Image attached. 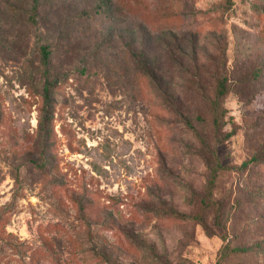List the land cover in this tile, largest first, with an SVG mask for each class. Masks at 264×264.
I'll use <instances>...</instances> for the list:
<instances>
[{
    "label": "rangeland",
    "instance_id": "1",
    "mask_svg": "<svg viewBox=\"0 0 264 264\" xmlns=\"http://www.w3.org/2000/svg\"><path fill=\"white\" fill-rule=\"evenodd\" d=\"M0 264H264V0H0Z\"/></svg>",
    "mask_w": 264,
    "mask_h": 264
},
{
    "label": "trees",
    "instance_id": "2",
    "mask_svg": "<svg viewBox=\"0 0 264 264\" xmlns=\"http://www.w3.org/2000/svg\"><path fill=\"white\" fill-rule=\"evenodd\" d=\"M48 53L46 52V55ZM52 83L47 81L45 85V94H44V105H43V116L40 119V129L44 134H49L50 128L49 124L53 118V95H52ZM226 91L224 84L217 90V94L219 96L223 95ZM247 162H244L246 165ZM242 250V248H235L233 249L234 252Z\"/></svg>",
    "mask_w": 264,
    "mask_h": 264
}]
</instances>
